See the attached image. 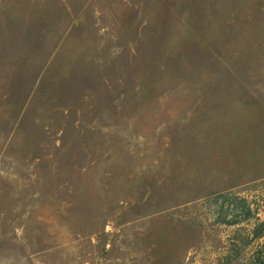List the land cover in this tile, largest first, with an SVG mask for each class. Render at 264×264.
I'll return each instance as SVG.
<instances>
[{"label": "rangeland", "instance_id": "rangeland-1", "mask_svg": "<svg viewBox=\"0 0 264 264\" xmlns=\"http://www.w3.org/2000/svg\"><path fill=\"white\" fill-rule=\"evenodd\" d=\"M0 35V264H264V0H0Z\"/></svg>", "mask_w": 264, "mask_h": 264}, {"label": "crops", "instance_id": "crops-1", "mask_svg": "<svg viewBox=\"0 0 264 264\" xmlns=\"http://www.w3.org/2000/svg\"><path fill=\"white\" fill-rule=\"evenodd\" d=\"M1 25H2V23H1ZM0 38H1V35H0ZM25 44L27 45L26 41L22 45L23 48L27 47V46H25ZM22 46H21V48H22ZM0 49H1V47H0ZM23 52H25V54H27L26 50H24ZM2 54H3V52L0 50V58L3 57ZM0 66H1V63H0ZM220 112H223V111H217V110H211V109L208 110L207 109V111H204V114L209 115V116H214V115H218ZM231 113H233V112H231ZM223 114H225V113H223ZM212 125L214 126V124H212ZM180 152H181V154H184L187 152L189 153V149L186 148V151H180ZM198 164H200V163H198ZM231 171L232 170H229L228 172H231ZM195 172H196L195 175H197V177H199V179L201 181H206L204 184L208 183L207 186H205V188L202 191L201 190L199 191V194L201 196L210 195L212 193L219 192V191L225 189L226 185H230V184L234 183L233 181H230V183L227 182V179L230 176L233 177L234 174L232 172L230 174L228 172H223L218 167H214V169H212L209 166L208 167L205 166V168L203 166H198L195 168ZM240 176H242V174ZM191 200H193V199H191Z\"/></svg>", "mask_w": 264, "mask_h": 264}, {"label": "trees", "instance_id": "trees-1", "mask_svg": "<svg viewBox=\"0 0 264 264\" xmlns=\"http://www.w3.org/2000/svg\"><path fill=\"white\" fill-rule=\"evenodd\" d=\"M225 9H226V4H225ZM227 11H228V9H226ZM260 45H261V47L264 49V42H262L261 41V43H259ZM82 47L83 48H87L88 50L91 48V41L89 40V41H84V42H82ZM184 61H182L181 62V64H180V66H179V68L181 67V65H182V63H183ZM193 64V63H192ZM178 68V69H179Z\"/></svg>", "mask_w": 264, "mask_h": 264}]
</instances>
